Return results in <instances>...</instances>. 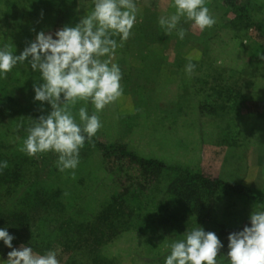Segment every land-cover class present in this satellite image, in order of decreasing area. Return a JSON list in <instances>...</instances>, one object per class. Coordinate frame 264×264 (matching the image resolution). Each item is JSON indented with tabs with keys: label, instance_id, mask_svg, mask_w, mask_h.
Returning <instances> with one entry per match:
<instances>
[{
	"label": "rangeland",
	"instance_id": "rangeland-1",
	"mask_svg": "<svg viewBox=\"0 0 264 264\" xmlns=\"http://www.w3.org/2000/svg\"><path fill=\"white\" fill-rule=\"evenodd\" d=\"M134 2L131 35L111 57L121 69L123 95L96 113L102 127L86 139L74 170L61 172L53 152L28 156L18 150L31 120L51 111L34 99L39 73L25 61L0 75V162L20 173L10 190H0V229L14 237L13 248L56 251L59 264H164L169 245L185 231H242L251 226L253 210L264 211V0H235L246 6L249 21L237 20L223 0H206L216 23L199 31L182 19L183 40L158 25L161 15L174 12L172 0ZM92 7V0H0V48L8 45L18 56L38 33L55 38ZM189 62L195 65L191 75ZM82 106L95 112L79 101L77 122ZM110 144L230 185L214 193L195 189L185 205L169 187L172 169L150 173L101 147ZM108 207L117 211L111 233L107 221H98ZM15 213L36 221L19 230L6 226ZM221 244L217 264H229ZM11 250L0 240V264Z\"/></svg>",
	"mask_w": 264,
	"mask_h": 264
},
{
	"label": "clouds",
	"instance_id": "clouds-1",
	"mask_svg": "<svg viewBox=\"0 0 264 264\" xmlns=\"http://www.w3.org/2000/svg\"><path fill=\"white\" fill-rule=\"evenodd\" d=\"M92 5L90 13L74 27L64 26L55 32V38L38 33L18 56L8 45L0 48V75L27 61L39 73L40 83L33 86L35 101L47 102L51 107L46 116L31 120L18 150L28 156L57 154L56 166L61 172L78 166L86 139L90 141L102 127L96 113L123 95L121 69L111 62V57L130 37L138 8L134 0H92ZM171 7L174 12L161 15L158 25L166 35L175 30L180 40L186 36V30L179 27L182 19L199 31L216 23L206 0H172ZM116 36L120 38L119 44L113 38ZM260 59L264 60V56ZM194 69L191 62L185 66L189 75ZM79 101L90 102L95 112L89 115L86 107H80L77 122L73 108ZM7 167V161L0 162V169ZM249 220L250 227L227 237L229 264H264V211L253 210ZM182 237L169 245L170 254L164 264H217L223 245L214 232L196 226ZM13 239L6 229H0V240L12 249L3 264H59L56 251L41 255L30 246L16 249Z\"/></svg>",
	"mask_w": 264,
	"mask_h": 264
},
{
	"label": "trees",
	"instance_id": "trees-1",
	"mask_svg": "<svg viewBox=\"0 0 264 264\" xmlns=\"http://www.w3.org/2000/svg\"><path fill=\"white\" fill-rule=\"evenodd\" d=\"M223 1L226 4V6L233 9L234 12L239 16V17H237V20H239V19H241V20L244 19L247 21L250 20L246 16V6H240L238 3H235V0H233L234 2L232 0H223ZM259 29H261V28H259ZM101 147H104L103 149H106V150L118 151L121 156L128 158L129 160H131L132 162L137 164L138 167H141L145 170L146 169L149 170L150 173L151 172L153 173V172L158 171V170L163 169V168L172 169V171H174L175 174L170 181L169 187L174 186V188L176 190L174 192V194H175V196H178L175 199H179L180 201L182 200V202L184 201L183 204L185 203V205L191 204L193 199H192V197H190V194L195 189L202 190V191L208 192V193H214L217 191V188L223 187L226 185H230L228 183H224V182L217 181V180L212 181L208 178L203 177L200 174L192 173L190 170L180 169L179 167H171V166L166 167V165H164L160 161H157L154 159L142 158L140 156H137L135 153H133L131 151H127L124 147H118V146L113 145V144H110L107 146H101ZM19 177H20V173L18 171V168H14L13 171L9 170L8 168L0 169V190L2 188L5 191L10 190L12 188V185H15L18 183ZM233 188L236 190L240 189L242 191V193H244L246 196H248V195L251 196L250 198L252 200H254L255 202H263L262 200L253 196L252 191L249 189L237 188V187H233ZM200 198L201 197H199V195H198V199H200ZM197 201H200V200L193 201V204L197 203ZM39 203L42 204L41 201ZM43 204H45V203H43ZM116 212L117 211L114 210L113 207H108V209L104 210L103 213L98 218V221H102V222L107 221L108 227L110 229V233L116 231V228L113 225L114 221L117 218V216L115 214ZM195 213H197V212H195ZM110 215H112V216H110ZM35 221L36 220L32 216L27 217L23 213L22 214L21 213H15L9 217V219L7 220L8 224H5V225L11 226V227L19 230V229L24 228L28 224L33 225ZM55 232H57V231H55ZM233 232H239V230H237L236 228H231V227L225 228L223 226H221L218 230V233H217L218 238L220 237V239L221 238L223 239V240H221V242L224 243V246L226 249H228L227 237L229 236V234H231ZM90 235L93 236V238H96L95 235H93V234H90ZM102 236L103 235H101V237ZM93 241H91V242H93ZM100 242L101 241H99L97 243H100ZM93 243H95L94 245H96V242H93ZM92 250H93V247L90 249V251L93 254ZM90 251H88V253H91Z\"/></svg>",
	"mask_w": 264,
	"mask_h": 264
}]
</instances>
